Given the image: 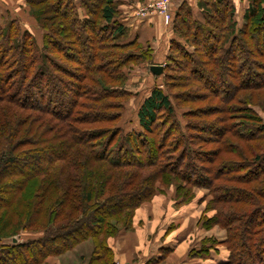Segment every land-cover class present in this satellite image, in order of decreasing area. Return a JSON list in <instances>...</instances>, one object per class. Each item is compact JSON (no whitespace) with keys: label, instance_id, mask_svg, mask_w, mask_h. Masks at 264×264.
<instances>
[{"label":"trees","instance_id":"obj_1","mask_svg":"<svg viewBox=\"0 0 264 264\" xmlns=\"http://www.w3.org/2000/svg\"><path fill=\"white\" fill-rule=\"evenodd\" d=\"M247 1L238 27L232 0H198L201 18L186 3L171 11L138 131L119 124L136 98L128 72L152 50L128 36L116 0H23L40 45L15 19L0 24V264H45L89 239L88 264H115L108 239L171 186L176 207L206 190L215 216L199 225L226 231L190 257L264 264V123L251 106L264 90V0ZM173 102L203 105L181 124ZM219 245L226 258L205 263Z\"/></svg>","mask_w":264,"mask_h":264},{"label":"crops","instance_id":"obj_2","mask_svg":"<svg viewBox=\"0 0 264 264\" xmlns=\"http://www.w3.org/2000/svg\"><path fill=\"white\" fill-rule=\"evenodd\" d=\"M232 1L235 9L243 8L242 12L248 6L247 0ZM116 2L118 4L116 18L126 29L128 36L152 50L151 65L143 63L140 66L144 67L147 76L153 79L148 68L165 65L168 44L174 38L171 26L166 25L163 18L156 13L138 16L139 5L134 0H116ZM184 3L192 12L198 11V0H170L169 8L174 11ZM169 191L166 194H157L151 201L150 209L136 210L131 232H121L116 238L108 240L107 244L113 252L115 264L200 263L199 259L190 257L189 252L197 250L200 242L208 238L206 235L208 231L198 224L195 208L188 206L191 202L188 205L175 207L174 193ZM192 202L197 203L195 198ZM216 252L211 253V259L205 263L212 262V257L225 256L220 245L217 246Z\"/></svg>","mask_w":264,"mask_h":264},{"label":"rangeland","instance_id":"obj_3","mask_svg":"<svg viewBox=\"0 0 264 264\" xmlns=\"http://www.w3.org/2000/svg\"><path fill=\"white\" fill-rule=\"evenodd\" d=\"M78 1L79 0H75L76 4H78ZM134 1L135 3L139 5L138 10H140L151 4H154L155 2L159 0H152V1L134 0ZM242 9L243 8L236 9L237 16L235 18V21H236L235 23L237 27L240 26V23H241L240 13L242 12L241 11ZM28 10H29V7L25 6L23 0H0V24L4 25L6 20L15 19L16 21H18L19 25L21 26V29L26 30V31L28 30L32 35L35 36L38 45H40L41 38H42L41 32L38 30L36 23L28 16ZM168 12L171 13V10L169 7H168ZM194 15L197 16L198 18H201L198 11L194 12ZM69 67H71V69L75 68L71 65ZM160 82H161V79L155 81L151 79L150 77H148L145 72L144 67L142 66H137L135 68H132L131 71L128 72V82H127L126 89L130 90L134 94L136 93L137 94H136L135 99H132L130 100V102H128V105L125 111L123 112V115H122L123 119L119 125L122 127L124 131H129V129H134L135 131H138V128L136 127L137 121L135 117V112L140 105L139 102H141L142 97L146 96L149 93V91L151 90L153 86H156V84L160 85L159 84ZM179 91L180 90L173 91V92L178 93ZM255 94L258 95V97H256L258 101L254 103L255 105L251 104V106L253 105L252 107L254 108L255 113L259 114V116L262 119V122L264 123V108L262 107L263 104L260 103L262 100V97L264 96V90L257 91ZM199 105H203V103L202 104L199 103ZM199 105H188L187 104L185 106L177 107L175 106L173 102L175 115L177 116L181 124L184 123L181 115L183 112H185V110H187L186 108L196 107ZM243 146L244 144L241 147ZM167 191H169V193L171 192L174 193L175 189L174 187L171 186V188L165 190L163 194H166ZM193 193H194L193 199L195 198V201H197V203H194L191 200L190 205H188L190 202H188V204H185V205H188L190 208H195L194 211L198 214V218H197L198 224L201 223L200 219L202 218V216H205L206 218L214 217L215 212L210 209H207V205L209 204L210 199H211V196L208 195V192L202 189V190H194ZM154 198L155 196L151 199V201ZM151 201L141 205L137 210L141 211L143 209L145 211V210L150 209L151 208L150 204L152 203ZM198 205L200 206V208H198ZM206 230L208 231V233L206 234L208 238L206 239L214 240L215 238L214 241L217 242L216 240L223 241L226 237V231L224 229H221L219 226L208 227V229ZM26 237H27L26 234L21 233V238H19V240L20 241L25 240ZM110 239L111 238H109L108 240ZM92 250H93V243H92V240L89 239L87 241H84L76 245L73 250L62 253L60 256L48 257L47 260L45 261L46 262L45 264H88L89 263L88 260L91 256ZM225 258L226 257L224 256H219V260H222Z\"/></svg>","mask_w":264,"mask_h":264},{"label":"built area","instance_id":"obj_4","mask_svg":"<svg viewBox=\"0 0 264 264\" xmlns=\"http://www.w3.org/2000/svg\"><path fill=\"white\" fill-rule=\"evenodd\" d=\"M170 0H159L154 4H151L145 8L138 10V16H145L147 14H158L163 18V21L166 25L171 21L170 13L168 12Z\"/></svg>","mask_w":264,"mask_h":264},{"label":"water","instance_id":"obj_5","mask_svg":"<svg viewBox=\"0 0 264 264\" xmlns=\"http://www.w3.org/2000/svg\"><path fill=\"white\" fill-rule=\"evenodd\" d=\"M162 68H163V67L160 66V65L151 66V67H149V72H150L152 75H154L155 77H156V76H160L161 73H162ZM12 242L14 243L15 240L13 239Z\"/></svg>","mask_w":264,"mask_h":264}]
</instances>
